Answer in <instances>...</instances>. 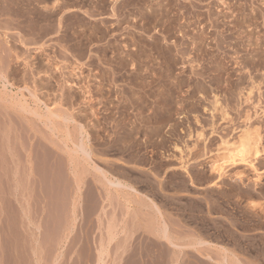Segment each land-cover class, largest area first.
<instances>
[{"label":"rangeland","instance_id":"obj_1","mask_svg":"<svg viewBox=\"0 0 264 264\" xmlns=\"http://www.w3.org/2000/svg\"><path fill=\"white\" fill-rule=\"evenodd\" d=\"M112 1L113 0H83L81 4H86H84L82 9L84 11H93V15L83 13L84 11L79 13L77 9H66L67 13L64 9V11L62 10L63 12L60 13H63L62 16H59L61 21L66 25L69 23L67 27L73 26L74 22L72 23V21L76 23V20L79 18H82V21L86 24L87 27L80 32V34H74L72 36L74 41L84 39L83 42H85L87 38L86 40L88 41H86L87 43L85 42L86 45L83 44L84 49L82 48L81 52L79 46L71 44L74 41L66 44L65 47L60 46V43L58 44L57 39L59 40L62 37L63 39L61 40H64V37L59 35L64 33V26L59 32H53V28L50 24L55 23L54 21H52V23L45 21L47 22L46 25L42 24V27H38L41 23L36 25L28 19L24 20L20 18V21V19L15 20V18L8 15H0V72H2L0 73V264H167L168 261L170 264H213L214 261L211 259H213V254L216 255L214 249H216L217 244H226L225 246L229 247L228 250L240 259L242 257L245 264H247V262L248 264H251V262L263 264L264 223H262V221L264 220L260 219L259 216L261 213L257 214V209L252 210L247 206V200H244V197L240 199L236 195L244 193L247 190L250 191V189H252L251 192H253L255 189L254 192H256L253 193L256 195H254L255 197L252 199L259 202L263 201L264 195L261 194H264V156L256 164L259 170L263 171L261 178L257 181L259 185H251V180H249L246 182L247 186H243L235 182V180H231L230 177H226L223 179V182H220L221 184L218 187L209 185L207 182H202L203 180H199L197 183V175L203 171L200 165V171L199 168H197L198 163L207 161L206 156L203 155V150L204 152L208 148L214 150L216 145L215 142H217L216 136L213 137L215 140H210L211 142L208 141L209 143L207 142L210 145H203L202 142L198 141L200 143L197 142L196 150H189L190 148L188 147L191 145V148L193 147L196 141L195 135L197 131L201 129V125L204 128L203 131L205 135L208 137L214 135L209 134L212 120L208 112L205 111V109L212 108L213 104L211 101L214 98V94L217 93L220 98L223 94L231 96V93H229L231 90L240 93L243 91L242 94H245V91L253 85V93L251 92L252 94H250L252 103L250 102L249 105L251 106L254 102L256 103V100L264 98V96L262 97V95H264L262 94L264 92V86H262L264 85V63L256 68L251 66V63L250 67L248 65V68H244L242 64V66L237 65L239 67L234 64V61L239 59L241 62L240 57L245 55V53H247L250 58H254L250 53H252V49L256 47L255 39L257 38V33H259L263 39L264 0H202L201 2L197 0H117L115 3ZM191 1L195 3V7L191 6ZM46 2V4H49L51 1L48 0ZM143 2L145 4L152 3L153 6L163 2L161 6L165 7L163 8L164 10L167 9L169 11L167 16L175 23H173V27L169 29L164 28L163 21L166 15L161 20L159 19L151 24L148 23L144 25V21L140 16L135 17L140 6L144 4ZM102 7L104 9H101ZM112 7L116 15L112 14L113 12L110 10ZM209 10L212 12L211 15L213 16L219 12L218 15L224 18L227 22L226 24L230 27L233 26L234 22L244 20L245 17L247 23H253V21L255 23L254 25L251 24L252 26H245V23L243 26V33L241 32L240 40L243 41L246 49L243 48L244 50L242 49V53L239 49L236 50L235 53V48H232L234 44H232L231 47L226 46L227 48H225V50L227 51L223 52L221 55L217 54L215 56L216 60L222 62L221 67L223 68L220 67V64L218 65L220 69L216 66V68H213L214 66H211L213 62L211 64L209 62L211 53H217L214 52L216 51L213 43L214 40L211 39L216 37L215 34L217 33V29L211 26L209 27L205 18L210 15ZM194 12H199L201 15L199 14L200 16L197 17ZM224 14L227 17H225ZM255 14L260 16L258 18L259 21L255 19L251 20L254 18ZM198 19H202L200 23ZM68 21H71V23ZM48 22L50 24H48ZM26 24L29 26L26 27ZM32 25L35 29L30 27ZM34 25H36V27ZM48 25L52 28V30H47L49 32L45 30ZM146 25L149 26L147 27ZM23 26L26 27V29ZM96 26H99L102 30L98 28L91 33L90 28ZM182 26H185V34L181 31ZM203 26L206 31H208V36H210L207 41L210 39V41H212L210 43L212 47L208 50L207 57L201 56L200 52H197L193 47V44H195L193 38L197 35L198 30V33H200ZM73 27L75 29V26ZM145 27H147L146 31L144 30ZM39 28H42L41 31L43 30V32H41ZM68 29L73 31L72 28ZM44 31L46 33H44ZM40 32L42 34L44 33L46 36H41L42 34ZM90 34L93 37H91ZM56 35L57 39L54 38ZM233 35L235 34L233 33ZM20 37L24 38L21 39ZM30 37L33 38V40ZM34 38H39L41 40L37 41L36 39L35 41ZM233 39L234 38H231L232 43L236 42L237 39ZM20 40L28 42L27 46L21 44ZM178 40L180 42L182 40L185 41H183L185 44L180 45L181 48H185L189 53L186 52L187 54L183 53L184 55H181L175 52V49L180 48V45H176L175 42H178ZM154 41H157L158 44L160 42L164 49L170 46V50L176 53L177 60L175 58L176 61L174 60L171 62L173 63L172 67L174 70L171 67V78L169 80H171L172 83H178L177 87L175 86L173 88V86H171L172 83H170L169 80L166 81L168 78L165 72L166 66L160 65L162 58L158 50L159 48L155 46L156 44H154ZM43 42L45 45L42 44ZM262 43H264V41H262ZM87 44L89 45L87 46ZM183 45L188 46V48ZM68 46H72L73 48L77 47V50L71 47L70 49H66L69 48ZM85 46H87V48H85ZM104 46L107 52L101 51L103 50L102 48H105ZM120 47H124L125 51L123 54L127 51L135 57L142 52L141 61L136 58L134 63L136 62L139 68L143 69L142 74L147 75L148 80L151 81L153 86V90L148 86L145 87L140 84L139 86L138 83L133 86L135 91H138V94L146 98L147 101L149 100L148 103L151 104H148V107L144 110L136 109L137 107H131V110L128 106L129 109H127L130 111L127 110L129 113L126 116L124 114L127 112L125 111L124 113L122 111L123 108L120 110L122 113L117 111L118 101L121 100V95L118 94V91L126 84L123 79L131 74H136L137 70L134 67L135 65L132 66L129 64L122 68L118 64L119 54H117V49L121 52L122 49H120ZM40 49H43L45 54L56 56L58 59L57 61L60 62L61 72L64 71L68 74L71 69L76 68L74 70L76 71V76H70L71 80H73L77 87L87 85L90 93L82 95L83 92L74 86V90L72 91L75 92L73 93L75 97L70 98L69 101H67L68 103H65V100H62L63 97L56 95H60V92L55 90L57 88V82L54 83L56 79H59L60 71L58 70L54 74L55 80L51 81L52 84H55L54 90L53 88L42 87L40 83L42 82V84H45V81H42L44 77L42 73L40 74L42 79L39 75L36 76V78L34 76V80L36 81L35 84L37 85L39 82L40 85L35 87L37 99L34 98L32 94L34 88L31 80L29 83L23 80L20 81L22 75L25 74L22 69L24 68V71L27 69L26 66L22 65L23 63L20 56L25 58V56L30 53L33 55V58H35L33 62H40V58L44 57L39 56ZM24 51L25 53H23ZM20 52L23 54L20 55ZM228 52L231 53V56ZM150 57H152V60H150ZM221 57H224L223 60ZM233 57H237V59L234 60ZM6 60H10L11 62H7ZM225 60L228 61L226 62ZM193 66L201 70L204 74L203 76H207L204 77V79L207 78V82L210 80L209 82L215 84L214 79L217 78L215 74H218V78L221 79L220 85L215 87L213 86L214 84L205 83L207 85V91L201 89L199 93L197 88L193 86L194 84H191L193 81L187 83V81L184 80L186 79V74H189V70ZM2 69L3 71H1ZM161 70L164 71L162 72ZM226 70L229 71L227 72ZM232 72H234V74ZM77 74H79V77ZM120 74L124 76L122 77ZM240 74L247 77V81L245 82L248 83H241L242 87L239 89L240 91L238 90L240 87H236L237 89H235L234 86L232 89H227L229 86H232L228 84L239 82ZM160 75L163 77L161 78ZM183 75H185V77ZM233 76L235 80L231 79ZM180 80L183 82H180ZM254 80L255 82H253ZM163 83L167 86H165V92H163V95L159 98V95H154V92L157 93L158 89L162 90L161 88L164 86H159H162ZM254 84L259 87L256 88ZM261 86L263 87L262 89H260ZM168 87L171 91H168ZM108 90L110 93H108ZM149 90L151 93H148ZM217 90L219 92H217ZM260 90H262V92ZM173 91L174 93L178 91L177 94L175 93L176 96L173 94ZM171 92L172 95H170ZM257 92L259 93V97L261 95L262 98L258 97ZM254 95L257 96L258 99ZM82 96H87V100L82 101V99H80ZM102 96L107 97L104 98ZM167 98H171L169 99L171 103L173 98L178 102V106L174 105V103L169 104L172 108L177 109L178 107V114L174 112V114L170 116H156L157 121H155V119L143 118L140 120L139 117L145 116V113L147 115L149 113L148 111H151L149 107L158 106L161 100L166 102ZM53 99L57 102H54L55 100ZM221 99L223 101V96ZM49 100L51 102L53 101V103H50V107H53V110L56 112H74L75 121L72 119L64 121L60 117L54 115H52L53 117L51 118L44 106L45 103L49 105ZM241 100H243L242 95L239 97V102ZM80 101L82 102L79 103ZM223 103L227 106L230 105L227 108L230 109L228 110L230 115L234 117V123H232V126L221 124L218 131L220 130L223 134H226L225 132H227V134L231 132L228 135V137H231L234 136V133L236 134L242 126H238L235 131H227L241 124V118H239L235 109L238 102L236 99L226 101L224 99ZM208 104L209 106H206ZM262 104H264V102L260 103L259 106L257 105L259 109ZM165 105L168 104L165 103ZM231 106L235 108H231ZM90 107L93 112H96L95 115H92ZM196 107H198L197 111ZM237 109L239 112L240 108ZM241 109H244V107H241ZM173 110L175 111V109ZM233 111L234 114L231 113ZM136 112H138L137 116ZM43 114L47 115L46 118L43 117ZM118 115L122 116V122L124 124L128 123V121L130 122L128 123L129 125L126 124L125 127L127 129L125 128V132L121 129L118 131V127H115L116 123L121 119ZM196 115L198 120L201 121H199L198 124L194 119ZM123 116H125V118ZM216 118L219 121V117ZM114 119L117 120L115 121ZM253 119L255 120V116ZM145 120L148 122V124H146L148 127L145 126ZM131 121H133V124ZM141 121L142 123L144 121V123L141 124ZM80 125L88 129V133L85 137L89 134V141L87 138L83 137L89 152V157H86L87 159L82 150L76 147V143H78L79 139L82 137L81 134L78 133L80 131ZM95 125H97V127ZM151 125H157V128H161V131L158 129V131L156 130L159 135L150 132ZM131 126L132 128L130 129ZM133 128H135V131L137 129V132H132L133 134H131L134 143L130 141V138H128V140L123 139ZM260 131L264 144V128L260 129ZM190 132L191 136H188ZM158 136L161 137L158 138ZM117 138L121 139L119 140ZM210 139L212 138L210 137ZM123 140L126 142H122ZM160 140L164 144L161 143ZM127 142H131V144L133 143L134 145L129 143L128 146ZM124 143H126V147ZM174 144L183 148L184 152L180 154L188 160L187 165L193 177L197 174L194 177V179L196 178L194 184L190 185L183 171L181 169L178 170V160H176V157L171 158L169 161L168 159H164L165 156L161 157V154L168 155L172 153L177 156L178 152ZM119 145L121 147H119ZM139 146L141 147L139 148ZM131 147H133V149L137 147L138 150H132ZM201 153L202 156L199 155ZM135 156H138V158ZM97 167L107 171L109 176L114 175V177L119 178L123 182L133 185V187L136 186L135 188L141 192V194H145L152 198L153 202L155 201V204L160 208L166 220H170V229H174V235H189L190 238L188 237L182 243V248H174L164 238L157 235L156 232H153L152 228L156 226V223L154 224L152 220L156 213L150 202H147V205L146 202L141 205L140 203H143V201L137 199V195L140 193L133 192L125 187H114L106 184V181L98 174L99 171L96 170ZM75 169L76 171H74ZM204 169L207 171L206 168ZM238 169H243V167H235L234 170ZM205 171L203 172L205 173ZM203 172L201 174H204ZM181 176L186 177L182 179H187L186 182L184 181V184L188 183L187 186H183ZM80 179L81 181L77 182V180ZM227 184H230L229 190L225 188L228 187ZM78 186L80 187L77 188ZM181 186H183L184 189L181 188ZM192 234L201 237L208 241V243L198 245L195 249L191 248L187 245V240L192 239ZM164 241L171 245V247H166L162 244ZM175 253L177 254L175 255ZM188 253L190 255L193 254V257L191 256L190 258ZM210 255L212 258H209Z\"/></svg>","mask_w":264,"mask_h":264},{"label":"bare ground","instance_id":"obj_2","mask_svg":"<svg viewBox=\"0 0 264 264\" xmlns=\"http://www.w3.org/2000/svg\"><path fill=\"white\" fill-rule=\"evenodd\" d=\"M46 1H48V0H0V15H8V16H11L12 18H15V20H17V19H24V20H31L32 22H34L36 25H38V24H40V26H38V27H42V24H44V25H46V23L47 22H45V21H49V22H51L52 23V21H54L55 23H52V24H50L49 22H48V24H50L51 26H52V28H53V32H59L60 31V29L61 28H63V26H64V29H63V31H64V35L63 34H59V35H62L63 37H64V40H61V39H63L62 37H61V39H57L56 37H57V35L54 37V38H56L57 39V41H58V44L60 45V46H62V47H65V45L66 44H68V43H70L71 41H74L73 40V38H72V36L74 35V34H80V32H82L87 26H86V24L82 21V18L80 19H77L76 21V23H75V21H72V23L74 22L75 23V25H74V23H73V26H75V29H74V27L71 25V27H67V25H69V23L66 25V24H64V22H62L61 21V19H60V15L62 16V14H60L61 12H63L64 11V9L66 10V9H70V10H75V9H77L78 10V12L79 13H82V11H84L82 8L84 7V4H86V3H82L81 4V2L83 1V0H50L51 2L49 3V4H46L47 2ZM85 1V0H84ZM117 0H113L112 2L113 3H115ZM197 1H202V0H197ZM33 2H35V3H33ZM178 2V1H177ZM204 2V1H203ZM227 2V1H226ZM144 3V2H143ZM159 3V2H158ZM163 3V2H162ZM162 3H160V4H157V5H155V6H153V4L151 3V4H143L142 6H140V8H139V10H138V12H137V15H135V17L136 16H140L141 17V19L144 21V25L145 24H151L152 22H154V21H158L159 19L161 20L162 18H164V16H165V20L163 21L164 22V28H166V29H169V28H171V27H173V21H172V19L171 18H169L168 16H167V13L169 12L167 9H163V8H165V7H163V6H161L162 5ZM179 3V2H178ZM190 4H192L191 6H193V7H195V3L193 2V1H191L190 2ZM75 5V6H74ZM205 5V4H204ZM82 6V7H81ZM100 6V5H99ZM98 6V7H99ZM104 6V5H103ZM137 6V5H136ZM197 6V5H196ZM97 7V6H96ZM107 7V6H106ZM109 7V6H108ZM172 7V6H171ZM100 8V7H99ZM117 8V7H116ZM181 8V7H180ZM197 8H198V6H197ZM101 9H104L103 7L101 8ZM122 9V8H121ZM169 9V8H168ZM193 9V8H192ZM63 10V11H62ZM97 10H99V9H97ZM111 10V12H113L112 14L113 15H116L115 14V12H114V8L112 7V9H110ZM170 10V9H169ZM81 11V12H80ZM104 11V10H103ZM178 11V10H177ZM181 11V10H180ZM189 11V10H188ZM210 11V10H209ZM93 12V11H92ZM92 12H90V11H84L83 13H87L88 15H91L92 14ZM117 12H118V10H117ZM190 12V11H189ZM66 13H67V10H66ZM195 13V12H194ZM211 11H210V15H211ZM111 14V13H110ZM200 13L199 12H197V13H195V15L197 16V17H199L200 15H199ZM208 14H209V12H208ZM219 12L217 13V14H215L214 16L213 15H209L208 17H205L206 18V20H207V22H208V24L207 25H209V27L211 26V27H214V28H216L217 30H216V34H215V36L216 37H213V38H211L212 40H214V45H215V49H216V51H214L216 54H214V53H211V55H210V60H209V62H210V64L213 62V64L211 65V66H214L213 68H216V67H218V65L220 64V67H221V64H222V62H219V60H216L215 58V56L218 54V55H221L223 52H225V51H227V50H225V48H227L226 46H228V47H231V45L232 44H234V46L232 45V48H235V53H236V50H240L241 51V53H242V49L244 48V49H246L245 48V45H244V43H243V41H241L240 40V38H241V32H242V30H243V26H244V24L246 23V25L245 26H250L251 24H255L254 23V21H253V23H251V22H248L247 23V19H246V17H245V19L244 20H239V22H234L233 23V26L232 27H230L229 25H227L226 23V21H225V19L224 18H221L219 15ZM241 14V13H240ZM78 15H80V14H78ZM93 15V14H92ZM194 15V16H195ZM183 16V15H182ZM207 16V15H206ZM224 16L225 17H227L225 14H224ZM238 16V15H237ZM64 17V16H63ZM62 17V18H63ZM260 16H258L257 14H255L254 15V18H252L251 20H258V18H259ZM186 18V17H185ZM191 18V17H190ZM21 19H20V21H21ZM14 20V19H13ZM199 20V19H198ZM200 20H202V19H200ZM200 20H199V23H200ZM250 20V19H249ZM250 20V21H251ZM66 21V20H65ZM85 21V20H84ZM99 21V20H98ZM259 21V20H258ZM262 21V20H261ZM43 22V23H42ZM45 22V23H44ZM68 22H70L71 23V21H68ZM95 22V21H94ZM105 22V21H104ZM24 23V22H23ZM33 23V24H34ZM66 23V22H65ZM99 23H100V21H99ZM30 24V23H29ZM175 24V23H174ZM261 24V23H260ZM27 25V24H26ZM36 25H34L35 27H36ZM43 25V26H44ZM97 25V24H96ZM100 25V24H99ZM263 25V24H262ZM25 26V25H24ZM23 26V27H24ZM29 25H27L26 27H28ZM147 27L149 26V25H146ZM252 26V25H251ZM257 26V25H256ZM255 26V27H256ZM26 27H24L25 29H26ZM30 27H32L33 29H35L34 27H33V25L32 26H30ZM45 27V26H44ZM43 27V28H44ZM100 27H101V25H100ZM99 26H96V27H91L90 28V32L92 33L93 31H95L96 29H98V28H100ZM147 27H145L144 28V30L146 31V28ZM180 27V26H179ZM185 27V26H184ZM183 26L181 27V31H183L184 32V34L186 33V30H185V28H184ZM31 28V29H32ZM48 28V29H47ZM45 30L47 31V30H49V29H51L52 30V28H50V26L48 25V27H47ZM67 28V29H66ZM68 28H72L73 29V31H71V29H68ZM110 28V27H109ZM237 28V29H236ZM38 29V28H37ZM37 29H36V32H37ZM40 29V28H39ZM42 29V28H41ZM41 29H40V31H41ZM28 30V29H27ZM69 30V31H68ZM100 30H102L101 28H100ZM234 30V31H233ZM246 30V29H245ZM25 31V30H24ZM199 31V30H198ZM198 31H197V35L196 36H194V38H193V36H192V38H193V40H195V44H193L194 46V49H196V51L197 52H200V54H201V56H205V57H207V55H208V50L212 47V46H210V43L212 42V41H207V39H208V37H210V36H208V31H206V29H205V27L203 26V28L201 29V31H200V33H198ZM28 32H29V30H28ZM27 32V33H28ZM31 32V31H30ZM32 32H33V30H32ZM31 32V33H32ZM41 32H43V30L41 31ZM40 32V33H41ZM47 32H49V31H47ZM52 32V31H51ZM50 32V33H51ZM85 32V31H84ZM111 32V31H110ZM235 34V35H233V33ZM44 33H46L45 31H44ZM44 33L41 35V36H43L44 35ZM62 33V32H61ZM88 33V32H87ZM96 33H98V32H96ZM95 33V34H96ZM195 33V32H194ZM243 33V32H242ZM29 34V33H28ZM33 34H34V32H33ZM32 34V35H33ZM49 34V33H48ZM47 34V35H48ZM57 34V33H56ZM104 34V33H103ZM258 35H259V33H257ZM36 35V34H35ZM243 35V34H242ZM256 36L257 38L255 39L256 41H255V45H256V47L255 48H253L252 49V53H250L251 55H253V57L254 58H250L248 55H247V53H245V55H242V54H240V53H238V54H240V55H242V57H240L241 58V62L239 61V60H236L237 59V57H233V59L234 60H236V61H234V64L237 66V65H243L244 66V68H248V65H249V67H250V63H251V66H254L255 68L256 67H259V66H261L262 65V63H264V43H262V41H264V36H263V39L261 38L262 36L261 35H259V36ZM37 36H39V35H37ZM46 35H44V37H45ZM83 36V35H82ZM90 36H91V34H90ZM96 36V35H95ZM32 37V36H31ZM30 37V38H31ZM35 37V36H34ZM68 37V38H67ZM77 37V36H76ZM76 37H74V38H76ZM78 37H79V35H78ZM77 37V38H78ZM85 37V36H84ZM88 37V36H87ZM91 37H93V36H91ZM97 37V36H96ZM98 37H100V36H98ZM21 39L22 38H24V37H20ZM41 38H43V37H41ZM53 38V37H52ZM58 38H59V36H58ZM80 38H81V36H80ZM231 38H234V39H237L236 40V42H234V43H232V41H231ZM32 40H33V38H31ZM35 39V38H34ZM37 39V41L38 40H41V39H39V38H36ZM36 39H35V41H36ZM87 39V38H86ZM85 39V42L86 41H88V40H86ZM165 39V38H164ZM233 39V40H234ZM251 39H252V37H251ZM84 40V39H83ZM83 40L82 39H78V40H75L73 43H71L72 45H77V46H79V50H80V52L82 51V48H83V44H85L86 45V43L85 42H83ZM34 41V42H35ZM62 41V42H61ZM184 40H182L181 42L178 40V42L177 41H175L176 42V45H182V44H185L184 42H183ZM20 42H21V44H24V45H26L27 46V43L28 42H26L25 40H20ZM30 42V41H29ZM33 42V43H34ZM64 42V43H63ZM88 43H90V42H88ZM43 45H45L44 44V42L42 43ZM62 44V45H61ZM114 44V43H113ZM154 44H156L155 46H157V48H159L158 50L160 51V55H161V62H160V65L161 66H166L165 67V72L167 73V76L166 77H168L167 78V80L166 81H168L170 78H171V76H170V74H171V67L173 66L172 64L173 63H171V62H173L174 60H175V58H176V60H177V57H176V53H179V54H183V53H186V52H188V50H186L185 48H181V45H180V48H178V49H175V52L176 53H174L172 50H170V46H168V47H166L167 49H164V47H163V45H161V43L159 42V44H158V42L157 41H154ZM89 44H87V46H88ZM252 45V44H251ZM254 45V46H255ZM13 46V45H12ZM11 46V47H12ZM40 46V45H39ZM42 46V45H41ZM52 46H54V45H52ZM87 46H85V48H87ZM159 46V47H158ZM184 46V45H183ZM9 47V46H8ZM67 47V46H66ZM69 47V46H68ZM71 48H73L72 46H70ZM70 47L69 48H66V49H70ZM75 47V46H74ZM105 47V46H104ZM111 47V46H110ZM114 47V46H113ZM112 47V48H113ZM184 47H186V48H188V46H184ZM76 48V49H75ZM75 48H73L74 50H77V47H75ZM64 49V48H63ZM72 49V50H73ZM84 49V48H83ZM103 50H101V51H103V52H107L106 51V47L105 48H102ZM120 49H122L121 50V52L120 51H118V49H117V54H119V62H118V64L123 68V67H125L126 65H129V64H131L132 66L133 65H135L134 67H135V69L137 70V73L136 74H131V75H129V76H126L124 79H123V81L126 83L125 85H123L121 88H120V90L118 91V94L119 95H121V100L120 101H118V112L120 111V110H122V108H123V112L125 113V111L127 112V110L129 109V107H130V109H131V107H133V108H135V107H137L136 109H140V110H144L146 107H148V101L146 100V98H143V97H141L138 93V91H135V89H134V85H136V83H138V85L140 84V85H143V86H148V87H150V89L151 90H153L152 89V83H151V81L150 80H148V78H147V75H145V74H142V71H143V69L142 68H139V65L135 62L134 63V61L136 60V58H137V60H139V61H141V54H142V52H140L139 54H137L138 56L137 57H135L133 54H131L130 52L128 53L127 51H126V53L125 54H123V52L125 51L124 50V47H120ZM243 49V50H244ZM20 50H21V52H22V49L20 48ZM41 51H40V53H39V56H44V57H42V58H40L41 60H40V62H33V60L35 59V58H33V55H31L30 53H29V55H27V56H25V58L24 57H22V56H20L21 57V59H22V65H24V66H26L27 67V69H25V71L22 69V71H23V73H25L24 75H22V77H21V79H20V81L21 80H23L24 82H28L29 83V81L31 80V83H32V85H33V96H34V98H36L37 99V93H36V88L35 87H37L38 85H39V82L37 83V85L35 84L36 83V81L34 80V76H35V78H36V76H40L41 77V79H42V76H44L43 77V79H42V81L44 80L45 81V84H42V82L40 83L41 85H42V87H46V88H53V90L55 89V84H52L51 83V81H54L55 80V78H54V74L59 70L60 71V62L59 61H57L58 59L56 58V56H51V55H49V54H45V52H44V50L43 49H40ZM60 50V49H59ZM115 50V49H114ZM219 50H221V51H219ZM3 51V50H2ZM83 51H85V50H83ZM212 51V50H211ZM210 51V52H211ZM5 52V51H4ZM20 52V55L21 54H23V53H25V51L23 52V53H21ZM57 52V51H56ZM213 52V51H212ZM189 53V52H188ZM227 53V52H226ZM229 53V52H228ZM233 53V52H232ZM18 54V53H17ZM187 54V53H186ZM210 54V53H209ZM231 53H229V55H230ZM237 54V55H238ZM25 55V54H24ZM60 55V54H59ZM184 55V54H183ZM197 55V54H196ZM225 55V54H224ZM3 56V55H2ZM179 56V55H178ZM231 56V55H230ZM18 57V56H17ZM228 57V56H227ZM248 57V58H247ZM64 58V57H63ZM151 59L150 60H152V57H150ZM183 58V57H182ZM218 58V57H217ZM222 58V57H221ZM220 58V59H221ZM224 58V57H223ZM223 58H222V60H223ZM20 59V60H21ZM228 59V58H227ZM252 59V60H251ZM175 60V61H176ZM199 60V59H198ZM205 60H207V59H205ZM204 60V61H205ZM230 60V59H229ZM7 61V60H6ZM8 61H10V60H8ZM7 61V62H8ZM216 61H218V62H216ZM226 61V60H225ZM224 61V62H225ZM228 61V60H227ZM226 61V62H227ZM1 62H2V60H1ZM11 62V61H10ZM200 62V61H199ZM206 62V61H205ZM208 62V61H207ZM231 62V61H230ZM3 63V62H2ZM164 63V64H163ZM232 63V62H231ZM230 63V64H231ZM204 64H206V63H204ZM234 64H232V65H234ZM9 65V64H8ZM202 65H203V62H202ZM231 65V66H232ZM241 65V66H242ZM196 66V65H195ZM195 66H193L190 70H189V74H186L187 76H186V79H184L185 81H187V83L188 82H191V81H193V83H191V84H194L193 86L195 87V88H197V91L199 92V91H201V89L203 90V91H207L206 89H207V85L205 84V83H210V84H214V83H212V82H207L206 80H207V78L206 79H204V77H207V76H203L204 74H203V72L201 71V70H198L197 68H195ZM199 66V65H198ZM204 66V65H203ZM216 66V67H215ZM224 66V65H223ZM239 66H237V67H239ZM1 67H3V66H1ZM25 67V68H26ZM61 67H62V65H61ZM202 67V66H201ZM206 67V66H205ZM208 67H209V65H208ZM237 67H235V68H237ZM63 68V67H62ZM65 68H66V66H65ZM173 68V67H172ZM199 68V67H198ZM219 68V67H218ZM221 68H223V67H221ZM233 68V67H232ZM241 68V67H240ZM261 68H263V67H261ZM69 69V68H68ZM76 69V68H75ZM75 69H71V71L70 72H68V74L67 73H65L64 71H60V73H59V79L56 81L55 80V82L54 83H56V86H57V88L55 89L56 91H59L60 92V95L59 94H56V95H58V96H61V97H63V99L62 100H65V103H68L67 101H69V99L70 98H74L75 97V95L73 94V93H75V92H73L72 90H74L73 89V87L74 86H76V84L73 82V80H71V78H70V76H76V71H74ZM115 69V68H114ZM204 69H206V68H204ZM208 69V68H207ZM210 69H212V68H210ZM220 69V68H219ZM242 69V68H241ZM254 69V68H253ZM136 70H134V71H136ZM157 70V69H156ZM159 70V69H158ZM173 70H174V68H173ZM215 70H218V69H215ZM247 70V69H246ZM257 70V69H256ZM256 70H253V71H256ZM1 71H3V69L1 70ZM117 71V70H116ZM115 71V72H116ZM162 72L164 71V70H161ZM225 71V70H224ZM227 71V70H226ZM229 71V70H228ZM227 71V72H228ZM234 71V70H233ZM240 71V70H239ZM252 71V72H253ZM258 71H259V69H258ZM257 71V72H258ZM64 72V73H63ZM118 72V71H117ZM158 72V71H157ZM204 72H205V70H204ZM208 72V71H207ZM218 72V71H217ZM227 72H225V73H227ZM236 72V71H235ZM0 73H2V72H0ZM22 73V74H23ZM43 74L42 76L40 75V74ZM73 73V74H72ZM82 73V72H81ZM119 73V72H118ZM173 73V72H172ZM214 73H216V72H214ZM233 74H234V72H232ZM231 73V74H232ZM251 73V72H250ZM113 74V73H112ZM208 74V73H207ZM228 74H230V73H228ZM237 74V73H236ZM244 74H245V72H244ZM78 75V77H79V74H77ZM122 77L124 76L123 74H120ZM157 75V74H156ZM159 75V74H158ZM212 75V74H211ZM217 75V78L216 79H214V81H215V84L213 85V86H215V87H218L219 85H220V81H221V79H219L218 78V74H215V76ZM184 77H185V75H183ZM214 76V75H213ZM229 76H232V75H229ZM40 77H38V78H40ZM58 77V76H57ZM113 77V76H112ZM160 77L162 78L163 76H161L160 75ZM173 77H174V75H173ZM256 77H257V75H256ZM259 77H260V75H259ZM5 78V77H4ZM54 78V79H53ZM77 78V77H76ZM115 78V77H114ZM175 78V77H174ZM224 78V77H223ZM226 78V77H225ZM228 78H230V77H228ZM235 78H236V76H235ZM251 78V77H250ZM252 78H253V76H252ZM258 78V77H257ZM70 79V80H69ZM82 79V78H81ZM173 79V78H172ZM231 79H234V76H233V78H231ZM247 79V77L245 76V75H241L240 74V77H239V82H236V83H232V80H231V83L232 84H228V85H232V86H229V88H227V89H232V87L234 86V88L235 89H237L236 87H240V88H238V90L239 89H241V83H243V82H245V81H247L246 80ZM254 79V78H253ZM37 80V79H36ZM39 80V79H38ZM75 80V79H74ZM115 80V79H114ZM190 80V81H189ZM225 80V79H224ZM235 80V79H234ZM252 80V79H251ZM163 81V80H162ZM170 81V83H172L171 82V80H169ZM174 81V80H173ZM182 80H180V82H181ZM184 81V82H185ZM263 81V80H262ZM103 82V81H102ZM112 82H114V81H112ZM165 82V81H164ZM179 82V83H180ZM183 82V81H182ZM228 82V81H227ZM253 82H255V80L253 81ZM253 82H251V83H253ZM259 82V81H258ZM161 83V82H160ZM159 83V84H160ZM229 83H230V81H229ZM246 83V82H245ZM248 83V82H247ZM246 83V84H247ZM84 84V83H83ZM104 84V83H103ZM178 83H172V85L171 86H173V88L176 86H178L177 85ZM223 84H225V83H223ZM234 84V85H233ZM249 84H250V82H249ZM85 85V84H84ZM126 85H128V86H126ZM139 85V86H140ZM161 85V84H160ZM227 85V86H228ZM255 86H256V84H254ZM259 85V84H258ZM40 86V85H39ZM164 86V87H163ZM165 86H167V85H165L164 83H163V85L162 86H159V87H163V88H161L162 90H159L158 89V91H157V93L156 92H152L154 95H159V98H160V96L161 95H163V92H165ZM244 86H246V85H244ZM243 86V87H244ZM262 86H264V85H262ZM261 86V88L260 89H262L263 87ZM77 87V86H76ZM104 87V86H103ZM102 87V88H103ZM231 87V88H230ZM259 86H256V88H258ZM78 89H80V91H82L83 93H82V95L83 94H89L90 93V90H89V88H88V86L86 85V86H78L77 87ZM101 88V89H102ZM169 88V87H168ZM179 88V87H178ZM213 88V87H212ZM233 88V89H234ZM253 88H254V86L252 85L248 90H246L245 91V94H242L243 93V91H241L242 93H240V92H236V91H234V90H231L229 93H231V96L230 95H221V98H222V96H223V101H224V99H225V101L226 100H231V99H233V100H237V102H238V105H236L237 107L235 108V107H233V106H231V108L233 107V108H235L236 109V111H237V115H239V118H241V121H240V125H237V127L236 126H234L232 129H229V127H228V129L229 130H227V131H235L237 128H238V126H241V128L236 132V134L234 133V136H231V137H228V135L231 133H229V134H227V132H225L226 134H223V133H221V131L219 130L218 131V128L220 127V125L221 124H227V125H233L232 123H234V117H232L231 115H230V112L228 111V110H230V109H228L227 107L228 106H230V105H226V104H224L223 103V101H222V99L219 97V95H217V93L216 94H214L213 95V99H212V104H213V106H212V108L211 109H205V111H207L208 112V114H209V116H210V118H211V123H210V125H211V128H210V131H209V134H214L213 136H207V135H205L204 134V128H203V126L201 125V129L199 130V131H197V133H196V137H195V143L193 144V147L191 148V146L190 147H188V148H190L189 150H196L197 149V142L198 141H200V142H202L203 143V145H210V144H208L209 142L208 141H210V140H215L213 137L214 136H216L215 138H217V142H215L216 143V145H215V147H214V150H210L209 148L204 152V150H203V155L204 156H206V159H207V161H204V162H202L201 160V162H199L198 163V167L197 168H199V165H200V167L203 169V171H205V169L204 168H206V170L207 171H205V173L204 174H196L197 175V183H198V181L199 180H203L202 182H207V184H209V185H212V186H220V182L222 181H224L223 179H225L226 177H230L231 178V180L233 179V180H235V182H238V184H242L243 186H247V181H249V180H251V185H254V186H256L257 184H258V180H259V178H261V176H262V172L263 171H260L259 170V168L257 167V163L262 159V157L264 156V144H263V142H262V135H261V131H260V129H263L264 128V104H262L261 106H260V109H259V104L260 103H262V102H264V98H262L264 95H262V97H261V95H260V97H259V93H258V97L259 98H262V99H258V97L257 96H255L258 100H256V103L254 102V100H253V102H254V104L253 105H249L250 104V102L252 103V101H251V98H250V94H252L253 92H252V90H253ZM255 88V89H256ZM105 89V88H104ZM139 89H141V88H139ZM143 89H145V88H143ZM142 89V90H143ZM214 89V88H213ZM216 89V88H215ZM219 89V88H218ZM243 89V88H242ZM245 89V88H244ZM118 90V89H117ZM157 90V89H156ZM164 90V91H163ZM168 90V89H167ZM166 90V91H167ZM174 90V89H173ZM109 91V90H108ZM155 91V90H154ZM168 91H171L170 90V88H169V90ZM176 91V90H175ZM212 91V90H211ZM240 91V90H239ZM256 91V90H255ZM255 91H254V93H255ZM261 92H262V90H260ZM144 92H146V91H144ZM196 92V91H195ZM214 92V91H213ZM212 92V93H213ZM217 92H219L218 90H217ZM221 92V91H220ZM227 92V91H226ZM252 92V93H251ZM104 93V92H103ZM108 93H110V91L108 92ZM148 93H151L150 92V90H149V92ZM176 93V92H175ZM175 93H174V91H173V94L175 95ZM177 93H178V91H177ZM176 93V94H177ZM200 93V92H199ZM211 93V92H210ZM117 94V95H118ZM146 94V93H145ZM261 94V93H260ZM262 94H264V92L262 93ZM150 95V94H149ZM167 95V94H166ZM170 95H172V92H171V94ZM241 95H242V97H243V100H241L240 102H239V97H241ZM176 96V95H175ZM102 97H107V96H102ZM119 97V96H118ZM156 97V96H155ZM170 97V96H169ZM172 97V96H171ZM177 97H179V96H177ZM176 97V98H177ZM207 97V96H206ZM87 96H82V98H80V99H82V101H84V100H87ZM158 98V99H159ZM208 98V97H207ZM231 98V99H230ZM57 99V98H56ZM60 99V98H59ZM59 99H58V101H59ZM90 99V98H89ZM151 99V98H150ZM156 99V98H155ZM157 99V100H158ZM169 99H171V98H169ZM169 99L167 98V101L165 102L164 100L162 101L161 99V102H159L158 103V106H155V107H149V109H151V111H148L149 113L146 115V113H145V116H141V117H139L140 118V120H142V118L143 119H155V121H157L156 120V116H162V115H165V116H170V115H172V114H174V112H175V114L177 113L178 114V107H177V109L176 108H172L169 104L171 103V102H169ZM178 99V98H177ZM3 100V99H2ZM53 100H55V99H53ZM105 100V99H104ZM166 100V99H165ZM207 100V99H206ZM6 101V100H5ZM50 101V100H49ZM74 101H76V100H74ZM82 101H80L79 103H81ZM108 101V100H107ZM172 103L171 104H173L174 103V105H176V106H178V102H176V100L173 98L172 100ZM210 101V100H209ZM54 102H57L56 100L54 101ZM60 102V101H59ZM50 103H53V101L51 102H49V105H48V103H45L44 104V106H45V108L47 109V113L48 114H50V116H51V118L53 117L52 115H54V116H56V117H60L62 120H64V121H66V120H69V119H72L73 121H75V116H74V112H71V113H68L67 111H64L63 113H60V112H56V111H54L53 110V107H50ZM63 103H64V101H63ZM165 103L166 104H168V105H165ZM209 103V102H208ZM228 103V102H227ZM151 104V103H150ZM149 104V105H150ZM180 104V103H179ZM190 104V103H189ZM229 104V103H228ZM237 104V103H236ZM117 105V104H116ZM153 105V104H152ZM232 105H233V102H232ZM249 105V106H248ZM258 105V106H257ZM129 106V107H128ZM203 106H205V105H203ZM203 106H201V107H203ZM206 106H209V104L208 105H206ZM205 106V107H206ZM106 107V106H105ZM241 107H244V109H241ZM128 108V109H127ZM197 109H196V111L198 110V107H196ZM237 108H240V111L238 112V109ZM90 109H91V112H92V115H95L96 114V112H93L92 111V108L90 107ZM173 109H175V111L173 110ZM22 110V109H21ZM58 110V109H57ZM132 110V109H131ZM258 110H260V111H258ZM28 111V110H27ZM62 111V110H61ZM128 111H130V110H128ZM137 111V110H136ZM231 111H232V109H231ZM235 111V110H234ZM234 111L233 112H231V113H233L234 114ZM35 112V111H34ZM121 112V111H120ZM144 112V111H143ZM147 112V111H146ZM122 113V112H121ZM120 113V114H121ZM129 112H127L126 114H124L125 116L128 114ZM137 114H136V116L138 115V112H136ZM140 113V112H139ZM182 113V112H181ZM116 114V113H115ZM117 114H119V113H117ZM144 114V113H143ZM142 114V115H143ZM44 115V114H43ZM46 116L47 115H44L43 117H45L46 118ZM49 116V115H48ZM49 116V117H50ZM119 116V118H121L119 121H118V123H116L115 121L117 120H115V121H113V122H115L116 123V125H115V127L117 126L118 128V131L121 129V130H124V132L126 131L125 130V126H126V124H128V123H130L129 121H128V119H127V121H128V123H123L122 122V116H120V115H118ZM125 116H123L124 118H125ZM255 116V120L253 119V117ZM216 117H219V121H218V119L216 118ZM44 118V119H45ZM134 118V117H133ZM238 118V119H239ZM104 119H106V118H104ZM138 119V118H137ZM158 119V118H157ZM194 119H195V121L197 122V124H198V122L200 121V120H198V117H197V115L194 117ZM200 119V118H199ZM215 119H217V120H215ZM237 119V120H238ZM253 119V120H252ZM47 120V119H46ZM130 120V119H129ZM160 120V119H159ZM202 120V119H201ZM48 121V120H47ZM147 120H145V122H146ZM203 121V120H202ZM208 121V120H207ZM132 122V124H133V121H131ZM160 122V121H159ZM201 122V121H200ZM205 122V121H204ZM143 123H144V121H143ZM142 123V121H141V124H143ZM155 123V122H154ZM157 123V122H156ZM238 123V122H237ZM237 123H235V124H237ZM56 124V123H55ZM136 124V123H135ZM146 124H148V122H146L145 123V126H147ZM201 124V123H200ZM207 124V123H206ZM98 125V124H97ZM97 125H95L96 127H97ZM129 125V124H128ZM131 125V124H130ZM138 125H140V124H138ZM137 125V126H138ZM157 125H158V123H157ZM157 125H151V131L150 132H152V134H157V135H159V133L157 132L158 130H160L159 128H157ZM103 126V125H102ZM114 126V125H113ZM133 126V125H132ZM132 126L130 127V129L132 128ZM136 126V125H135ZM143 126V125H142ZM160 126V125H159ZM207 126V125H206ZM205 126V127H206ZM79 127V126H78ZM129 127V126H128ZM148 127V126H147ZM200 127V126H199ZM140 128V127H139ZM145 128V127H144ZM223 128V127H222ZM79 129H80V131L78 132V133H80L81 134V138L79 139V142L78 143H76V147H77V149H81L82 150V152L84 153V155H85V158L88 156L89 157V152H88V148H87V145H86V143H85V141L83 140V137H85V135L88 133L87 132V130L88 129H86L84 126H82V125H80V127H79ZM116 129V128H115ZM127 129V128H126ZM158 129V130H157ZM198 129V128H197ZM58 130V129H57ZM60 130V129H59ZM134 130V131H133ZM143 130H145V129H143ZM143 130H141L142 132H144ZM157 130V131H156ZM190 130V129H189ZM224 130H225V128H224ZM128 131V130H127ZM131 131V132H130ZM129 132L130 133H128V135H126V136H124L123 134H125V133H123V134H121L122 136H124L123 137V139H126V140H128V138H130L129 140L130 141H132V138H131V134H133L134 132H137V129H136V131H135V128H133L132 130H130ZM140 131V130H139ZM161 131V130H160ZM98 132V131H97ZM115 132V131H114ZM133 132V133H132ZM149 132V133H150ZM155 132V133H154ZM119 133V132H118ZM120 133H121V131H120ZM120 133L118 134L119 136H120ZM127 133V132H126ZM84 134V135H83ZM98 134V133H97ZM130 134V135H129ZM137 134V133H136ZM194 134V133H193ZM192 134V135H193ZM99 135V134H98ZM145 135V134H144ZM161 135V134H160ZM227 135V136H226ZM129 136V137H128ZM134 136V135H133ZM132 136V137H133ZM188 136H191V132L190 133H188ZM135 137H136V135H135ZM144 137V136H143ZM147 137V136H146ZM151 137V136H150ZM159 137H161V136H158V138ZM210 137L212 138V139H210ZM32 138V137H31ZM85 138H87L88 139V141H89V134L85 137ZM97 138V137H96ZM138 138V137H137ZM136 138V139H137ZM165 138V137H164ZM98 139H99V137H98ZM117 139H119V138H117ZM121 139V138H120ZM119 139V140H120ZM135 139V140H136ZM151 139V138H150ZM28 140V139H27ZM134 140V139H133ZM139 140V139H138ZM161 141V140H160ZM102 142H104V141H102ZM111 142V141H110ZM122 142H126L125 140H123ZM121 142V143H122ZM133 142V141H132ZM170 142V141H169ZM186 142V141H185ZM200 142H198V143H200ZM208 142V143H207ZM211 142V141H210ZM107 143V142H106ZM120 143V142H119ZM128 143V146H129V143L131 144V142H127ZM134 143V142H133ZM132 143V144H133ZM137 143H138V141H137ZM161 143H163L162 141H161ZM214 143V142H213ZM212 143V144H213ZM103 144V143H102ZM114 144V143H113ZM123 144V143H122ZM126 143H124V145H125ZM131 144V145H132ZM164 144V143H163ZM134 145V144H133ZM136 145V144H135ZM139 145V144H138ZM200 145H202V144H200ZM117 146V145H116ZM127 145H125V147H126ZM137 146V145H136ZM141 146H142V144H141ZM141 146H139V148L141 147ZM119 147H121L120 145H119ZM124 147V148H125ZM143 147V146H142ZM174 147L176 148V151L178 152V155L176 156V155H174V153H172V154H168V155H162L161 154V157H163V156H165V158L164 159H168V161L171 159V158H175L176 157V160H178V165H177V167H178V170H182L183 171V173H184V175H186V177L188 178V180H189V183H190V185L191 184H194L195 183V181H196V178L194 179V177L196 176H194L193 177V175L191 174V171L189 170V168H188V160L186 159V158H184V157H182V155L180 154V153H182V152H184L183 151V148H181L179 145H177V144H174ZM200 147V146H199ZM202 147V146H201ZM208 147V146H207ZM115 148V147H114ZM113 148V149H114ZM128 148V147H127ZM187 148V149H188ZM211 148H212V146H211ZM108 149H109V147H108ZM131 149L132 150H135V149H137L138 150V148L137 147H135V149H133V147H131ZM142 149V148H141ZM116 150V149H115ZM118 150V149H117ZM143 150V149H142ZM142 150H141V152H142ZM140 151V150H139ZM115 152V151H114ZM119 152V151H118ZM129 153V152H128ZM139 153V152H138ZM199 153V152H198ZM120 155V154H119ZM123 155V154H122ZM144 155V154H143ZM200 156H202V153L201 154H199ZM126 156V155H125ZM134 156V155H133ZM140 156V155H139ZM135 157H137L138 158V156H135ZM72 158V157H71ZM134 158V157H133ZM136 158V159H137ZM141 158V157H140ZM145 158V157H144ZM200 158V157H199ZM87 159V158H86ZM135 159V158H134ZM149 159V158H148ZM138 160V159H137ZM141 160V159H140ZM144 160V159H143ZM150 160H152V159H150ZM145 162V161H144ZM77 166V165H76ZM171 166V165H170ZM174 166V165H173ZM197 166V165H196ZM239 166H241V167H243V169H238V170H234L235 169V167H239ZM95 167V166H94ZM153 167V166H152ZM93 168V167H92ZM91 168V169H92ZM192 168V167H191ZM237 169V168H236ZM96 170L97 171H99V175H101V178L103 179V180H105L106 181V184H109V185H112V186H114V187H125V188H128V189H130V190H132L133 192H138V193H140V194H138L139 195V197H138V195H137V199H141V201H143V203H140L141 205L142 204H144L145 202H146V205H147V202L149 203L150 202V204H152V207L154 208V211H155V213H156V215H154V219L152 220V222L156 225V226H154V228H152V230H153V232H156V234L157 235H159L160 237H162V238H164L169 244H171L174 248H176V249H181L182 248V246H183V242H184V240H186L188 237H189V235H184V234H180V235H174V229L172 228V229H170V220L168 221V220H166V218H165V216L162 214V212H161V210H160V208L158 207V205L157 204H155V201L153 202V200H152V198H150V197H148V196H146L145 194H141V192H139L135 187H133V185H129V184H127V183H125V182H123L122 180H120L119 178H117V177H114V175L112 176L111 174V176H109L108 175V173H107V171H105V170H103L102 168H100V167H97L96 168ZM193 170V169H192ZM74 171H76V169L74 170ZM199 171H200V168H199ZM232 171V172H231ZM234 171V172H233ZM194 172V171H193ZM197 172V171H196ZM73 174V173H72ZM182 174V173H181ZM78 175V174H77ZM76 175V176H77ZM264 175V174H263ZM116 176V175H115ZM128 176V175H127ZM186 177H184V176H181V180H183L182 178H186ZM187 180V179H186ZM186 180H183L182 182H183V186L184 185H186L187 186V184L188 183H186V184H184L185 182H186ZM78 181H81V179L80 180H77V182ZM152 181V180H151ZM185 181V182H184ZM139 182V181H138ZM141 182H143V181H141ZM232 183H235V182H233V181H231ZM181 183V182H180ZM225 183V182H224ZM248 184H250V183H248ZM181 185V184H180ZM197 185V184H196ZM228 185V184H227ZM234 185V184H233ZM259 185V184H258ZM183 186H181V188H183L184 189V187ZM229 186H230V184L228 185V187H225V188H229ZM80 186H78L77 188H79ZM149 187V186H148ZM224 188V189H225ZM258 188V187H257ZM260 188H261V186H260ZM221 189V188H220ZM234 189V188H233ZM250 189V188H249ZM79 190V189H78ZM214 190H216V189H214ZM229 190V189H228ZM245 190V189H244ZM251 190L252 189H250V191H245L244 193H239V195H236V196H238V198H240V199H242L243 197H244V200L246 199L247 200V206L250 208V209H257V211H258V213L257 214H259V213H261V215L259 216L260 217V219H263L264 220V199H263V201L262 202H259V201H257V200H254V199H252L253 197H255L254 195H256V194H254L255 192H254V190H253V192H251ZM257 190V189H256ZM222 191H223V189H222ZM237 191V190H236ZM261 191H263V190H261ZM260 191V192H261ZM215 192H217V191H215ZM225 192V191H224ZM227 192V191H226ZM230 192V191H229ZM238 192V191H237ZM259 192V193H260ZM222 193V192H221ZM221 193H219V194H221ZM228 193V192H227ZM263 193H264V191H263ZM80 194V193H79ZM218 194V195H219ZM226 194V193H225ZM233 194V193H232ZM231 194V195H232ZM236 194V193H235ZM258 194V193H257ZM82 195V194H81ZM214 195V194H213ZM222 195V194H221ZM229 195H230V193H229ZM260 195V194H259ZM261 195H264V194H261ZM210 196V195H209ZM225 196V195H224ZM233 196V195H232ZM231 196V197H232ZM258 196V195H257ZM75 197V196H74ZM259 197V196H258ZM261 197V196H260ZM257 198V197H256ZM136 199V198H135ZM250 199V200H249ZM261 199V198H260ZM208 200V199H207ZM138 201V200H137ZM243 201V200H242ZM242 201H241V203H242ZM157 203V202H156ZM139 204V203H138ZM150 204H148V205H150ZM145 205V206H146ZM246 205V204H245ZM243 206V205H242ZM142 207H144V206H142ZM153 208H151V209H153ZM246 210V209H245ZM244 213V212H243ZM256 215V214H255ZM152 216V215H151ZM251 216V215H250ZM248 217V216H247ZM256 217V216H255ZM258 218V217H257ZM234 221V220H233ZM257 222V221H256ZM235 223V222H234ZM262 223H264V221H262ZM236 225V224H235ZM262 225V224H261ZM264 226V225H263ZM193 236L195 235V234H192ZM191 235V237H192V239L191 240H187L188 241V243H187V245L188 246H190L191 248H193V249H195V248H197L196 246H198V245H201V244H204V243H208V241H206V240H204V239H202L201 237H197V236H192ZM199 236V235H198ZM190 238V237H189ZM181 243V244H180ZM185 244V243H184ZM178 252V251H177ZM190 252V251H189ZM182 253V252H181ZM192 253V252H191ZM221 253V252H220ZM177 253H175V255H176ZM179 254V253H178ZM221 255V254H220ZM183 256V255H182ZM188 256H190V258H191V256L193 257V254L192 255H190L189 253H188ZM176 257V256H175ZM209 257V256H208ZM221 257H222V259H221V262L223 263V264H230L229 263V261H228V257H230V258H232V264H245L244 263V261L242 260V259H240L238 256H236L235 254H233L232 252H230V251H228V250H226V249H224L223 248V251H222V255H221ZM178 258V257H177ZM209 258H212V256L210 255V257ZM183 259V258H182ZM181 260V259H180ZM178 261V260H177ZM174 262V261H173ZM183 263V262H182ZM247 264H248V262H247ZM251 264H256V263H253V262H251ZM260 264H262V263H260ZM264 264V263H263Z\"/></svg>","mask_w":264,"mask_h":264},{"label":"crops","instance_id":"obj_3","mask_svg":"<svg viewBox=\"0 0 264 264\" xmlns=\"http://www.w3.org/2000/svg\"><path fill=\"white\" fill-rule=\"evenodd\" d=\"M162 240H164V239H162ZM166 242L164 241V243L162 242V244H164L166 247H171V245H169L168 243H166ZM226 244H217V247H216V249H214L215 251V254L216 255H214L213 254V259H211L212 261H214V263L213 264H223L222 262H221V259H222V257H221V255H222V251H223V248L224 249H226V250H228V248L229 247H227V246H225ZM200 247V246H199ZM202 247H204V246H202ZM201 248V247H200ZM205 248H208V247H205ZM229 251V250H228ZM221 252V253H220ZM221 254V255H220ZM205 255V254H204ZM241 259H242V257H241ZM228 261H229V263L230 264H232V258H230V257H228ZM167 264H170V262L168 261V263ZM177 264H181V263H177Z\"/></svg>","mask_w":264,"mask_h":264}]
</instances>
